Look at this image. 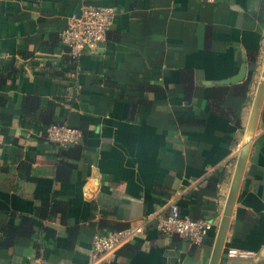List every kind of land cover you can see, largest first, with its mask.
I'll return each mask as SVG.
<instances>
[{"label": "crops", "instance_id": "1", "mask_svg": "<svg viewBox=\"0 0 264 264\" xmlns=\"http://www.w3.org/2000/svg\"><path fill=\"white\" fill-rule=\"evenodd\" d=\"M79 1L115 14L73 68L60 32ZM1 71L0 236L28 221L33 232L0 249V264H93L96 234L140 222L97 264H209L248 133L218 264H264V93L248 129L264 0H0ZM52 123L80 128L82 142L49 141ZM171 204L212 222L200 245L157 229Z\"/></svg>", "mask_w": 264, "mask_h": 264}, {"label": "built area", "instance_id": "2", "mask_svg": "<svg viewBox=\"0 0 264 264\" xmlns=\"http://www.w3.org/2000/svg\"><path fill=\"white\" fill-rule=\"evenodd\" d=\"M114 14L111 6L85 2L80 7L79 17L75 14L70 16L66 26L60 32V38L66 47V54L73 68L76 67L77 59L81 54L105 41ZM45 136L60 147H69L82 142L83 131L66 124L52 123L46 127ZM155 220L157 229L163 234L183 237L195 245H200L204 241L212 225L206 217L192 218L184 214L176 204H171L165 212H158ZM143 233L144 226L140 222V224L122 227L104 234H96L92 241L91 263L97 264L101 256L116 252ZM227 255L243 257L247 255V252L230 249Z\"/></svg>", "mask_w": 264, "mask_h": 264}, {"label": "water", "instance_id": "3", "mask_svg": "<svg viewBox=\"0 0 264 264\" xmlns=\"http://www.w3.org/2000/svg\"><path fill=\"white\" fill-rule=\"evenodd\" d=\"M82 5V2L79 1L77 8L75 10V15L77 17H79L80 15V7ZM243 70V69H242ZM240 80V76H237L235 78H231L229 80H226L225 82L222 83H234ZM264 93V71L263 74L261 76L258 88H257V92H256V97L253 103V108L251 111V116H250V120H249V126L248 129L251 132L252 131V127L254 125L260 104H261V100H262V96ZM251 134L248 133V138L247 140L244 142V144L242 145V147L239 150V154L237 157V161H236V165H235V169H234V173L232 176V180H231V184H230V188H229V192L227 195V199H226V203L223 209V213L219 222V227L217 230V233L215 235L214 238V243H213V248L211 251V256H210V261L209 264H218L221 252H222V246H223V241H224V237L226 235V231H227V227H228V223H229V218L232 212V208H233V204L235 201V196L237 193V188L241 179V175H242V171H243V167L245 164V160L248 154V150H249V146H250V136Z\"/></svg>", "mask_w": 264, "mask_h": 264}, {"label": "trees", "instance_id": "4", "mask_svg": "<svg viewBox=\"0 0 264 264\" xmlns=\"http://www.w3.org/2000/svg\"><path fill=\"white\" fill-rule=\"evenodd\" d=\"M68 61H69V57L66 59V62H68ZM3 73H4V71H1V74H3ZM4 74H5L4 78L0 79V83L2 81H4L6 79V77L9 75L6 73H4ZM32 101H35V99L33 97H28L25 99V103H29ZM236 123H237V120H236ZM213 179H214V176L210 178V180H212V181H213ZM188 204L190 206V203H188ZM183 213L189 215L192 218H199V217L192 216V215L185 213V212H183ZM32 232H33V227L29 221L28 222H21V224H19V225H13V224L4 225L2 230H1L0 249H4L6 247L13 245L14 239L17 236H27L28 237Z\"/></svg>", "mask_w": 264, "mask_h": 264}]
</instances>
